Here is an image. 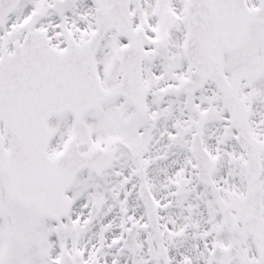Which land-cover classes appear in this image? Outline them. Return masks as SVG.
<instances>
[{
    "label": "snow or ice",
    "instance_id": "obj_1",
    "mask_svg": "<svg viewBox=\"0 0 264 264\" xmlns=\"http://www.w3.org/2000/svg\"><path fill=\"white\" fill-rule=\"evenodd\" d=\"M0 264H264V0H0Z\"/></svg>",
    "mask_w": 264,
    "mask_h": 264
}]
</instances>
